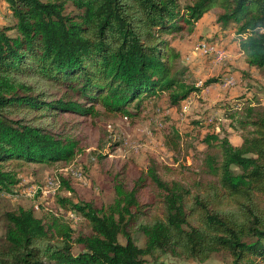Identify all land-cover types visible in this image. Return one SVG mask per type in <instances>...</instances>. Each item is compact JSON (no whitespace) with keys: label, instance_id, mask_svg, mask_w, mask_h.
Here are the masks:
<instances>
[{"label":"trees","instance_id":"trees-1","mask_svg":"<svg viewBox=\"0 0 264 264\" xmlns=\"http://www.w3.org/2000/svg\"><path fill=\"white\" fill-rule=\"evenodd\" d=\"M1 1L15 35L0 27V192L10 193L18 183L6 167L10 161L65 163L78 152L75 141L11 112L128 118L127 108L140 111L148 97L165 93L167 106L176 107L199 91L184 83L185 66L171 65L162 35L178 24V30L191 26L214 7L217 25L236 26L245 67L264 78V0H188L183 7L178 0ZM48 87L56 94L50 96ZM246 99L229 104L243 106L233 117L234 129L244 132L238 145L218 132L201 139V172L214 183L192 188L165 182L149 166L131 189L114 181L112 201L97 208L74 202L71 175L57 173L56 205L78 216L80 227L55 214L38 218L33 206L4 211L0 264H161L165 257L204 263L215 254L227 264H264V110ZM201 121L194 123L203 126ZM211 148L218 152L210 154ZM145 179L158 191L161 212L137 222ZM218 194L225 205L216 201ZM136 233L142 247L133 240Z\"/></svg>","mask_w":264,"mask_h":264},{"label":"rangeland","instance_id":"rangeland-1","mask_svg":"<svg viewBox=\"0 0 264 264\" xmlns=\"http://www.w3.org/2000/svg\"><path fill=\"white\" fill-rule=\"evenodd\" d=\"M187 2L178 0L180 7ZM218 9H210L191 26L184 25L178 30L176 26L181 25L178 24L162 35L171 50L166 54L171 57V65L185 66L184 83L199 88L178 106L168 107L163 93L146 98L140 111L127 108L132 114L128 118L101 113L90 118L57 111L18 110L10 113L11 117L26 124L44 127L53 135L75 141L78 152L75 151L65 163L9 162L6 167L17 173L18 183L10 193L0 192V239L2 213L17 207L33 206V213L38 218L55 214L75 230L80 227L78 216L67 214L56 205L57 173L71 175L72 193L63 195H68L74 202L92 203L97 208L112 201L114 181L131 189L149 166L165 182L175 181L192 188L196 183L202 187L214 183L213 178L201 172L206 150L201 142L203 135L218 132L225 134L231 144L238 145L244 132L234 129L233 117L243 106L240 104L231 109L229 104L239 102L247 95L249 99L246 101L250 105L264 110V78L257 70L245 67L244 56L238 50L240 38L236 36V26L229 24L222 29L215 23ZM11 25L7 7L0 0V27H6V34L10 37L15 35L14 30L8 29ZM200 45L216 49V53H204V49H199ZM210 79L216 82L203 87V83ZM38 85L47 87L48 83L40 81ZM57 90L48 87L46 92L52 96ZM199 120L204 122L203 126L194 123ZM216 152V148L209 150L213 155ZM215 199L222 205L227 201L221 194ZM137 200L140 203L137 222H149L159 217L158 191L148 179L138 191ZM259 208L264 211V204ZM132 237L138 247L143 246L140 234ZM73 250L75 253L78 249L74 247ZM227 262L226 257L219 254L204 263L168 257L161 260V264Z\"/></svg>","mask_w":264,"mask_h":264},{"label":"built area","instance_id":"built-area-1","mask_svg":"<svg viewBox=\"0 0 264 264\" xmlns=\"http://www.w3.org/2000/svg\"><path fill=\"white\" fill-rule=\"evenodd\" d=\"M199 49H204V53H211L210 51H213L212 53L215 54V49H206L205 45H200ZM219 57H221V55H218Z\"/></svg>","mask_w":264,"mask_h":264},{"label":"bare ground","instance_id":"bare-ground-1","mask_svg":"<svg viewBox=\"0 0 264 264\" xmlns=\"http://www.w3.org/2000/svg\"><path fill=\"white\" fill-rule=\"evenodd\" d=\"M205 48L207 49V45L205 46ZM215 53H216V49H215Z\"/></svg>","mask_w":264,"mask_h":264}]
</instances>
